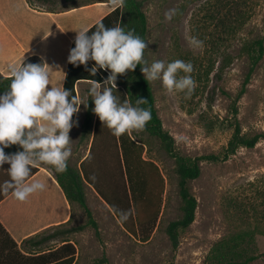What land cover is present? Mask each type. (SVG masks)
Segmentation results:
<instances>
[{
    "label": "rangeland",
    "instance_id": "1",
    "mask_svg": "<svg viewBox=\"0 0 264 264\" xmlns=\"http://www.w3.org/2000/svg\"><path fill=\"white\" fill-rule=\"evenodd\" d=\"M144 10L149 28L147 63L180 59L191 62L194 69L191 75L196 86L190 96L169 93L159 79L150 81L163 126L174 137L176 147L191 156L222 152L233 132L234 108L245 132H264V57L244 87L250 68L247 46L256 38L264 39V0H144ZM168 13L171 19L166 17ZM192 37L203 41L202 47L193 48ZM89 88L90 83L80 88L86 104ZM86 107L81 104L75 116L78 125L70 131L72 155L68 162L75 167L92 143V135L82 136ZM132 135L145 146L142 156L154 161L165 178L163 209L156 228L144 241L127 228L136 229L132 213L124 225L85 184L99 234L92 225L80 233L83 254L78 264H94L104 253L111 264H214L212 249L232 236L251 240L262 253L249 264H264V139L254 147H240L225 160L201 163L200 176L189 183L198 200L196 218L187 228L179 229V245L174 248L167 226L182 214L176 161L158 138L144 130ZM110 152L103 153V161L112 167ZM116 178L124 191L118 169ZM153 178L156 183L157 177ZM77 208L78 222H86L87 214Z\"/></svg>",
    "mask_w": 264,
    "mask_h": 264
},
{
    "label": "trees",
    "instance_id": "2",
    "mask_svg": "<svg viewBox=\"0 0 264 264\" xmlns=\"http://www.w3.org/2000/svg\"><path fill=\"white\" fill-rule=\"evenodd\" d=\"M28 2L38 8H46L50 11H64L87 4L91 0H28ZM99 21H102L107 27L120 25L126 31L134 29L135 34L144 39L146 43L148 42V16L144 10V0H125L123 6H117ZM96 24L89 28V34L95 31ZM74 46L73 42L72 47ZM146 51L147 48L144 50V58ZM247 55L250 68L244 87H246L251 74L264 57V39L256 38L248 44ZM25 63H43V60L33 56ZM94 63V61H89V67ZM141 67V65H137L134 71L118 74L116 83L111 82L108 86L112 87L114 95L119 98L120 102L127 100L135 104L139 97L146 99V102L141 107L150 109L151 120L147 122L144 131L158 138L162 147L176 161L182 214L178 219L169 222L167 226L169 237L174 248H176L180 241L179 229L187 228L196 218L198 200L191 192L189 183L200 176L202 171L201 163L203 161L217 162L225 160L230 155L235 154L240 147H254L261 139H264V132L255 134L245 132L238 120L237 108H234L235 120L231 122L233 132L222 152L199 156L183 154L176 147L174 137L163 126L156 107L152 85L145 79ZM108 75V70L100 69L95 76H92L84 65L75 66L69 63L64 87L71 89L74 95H78L76 89L77 81L84 79L97 80L103 83ZM10 77L0 74V94L7 90L10 84ZM243 93L244 90L238 94V97L240 98ZM87 103L81 130L83 137L87 134L92 135V143L88 155L81 160L78 167L72 166L68 162L67 171L64 173H57L54 167H50L55 178L64 189L67 198L71 202L77 203L87 214L86 222L75 227V229L82 230L86 226L92 225L97 235L99 234L98 221L94 218L93 212L88 205L85 192V184H89L109 203L118 217L122 210H131L135 217L136 229H132L129 225L127 228L129 231L131 230V232L133 231V233L140 235L144 241H148L152 237L162 213L165 178L154 161L145 159L142 156L145 147L143 143L135 140L133 135L130 138L127 133L119 138L114 136L110 129L107 126H103L98 116L92 112L94 101L91 100V96H89ZM75 116L76 114H74V120L76 119ZM18 148V145H12L5 148V151L13 153ZM108 149H111L109 156L112 159L111 161H113L112 167L103 161V153L106 155ZM39 166L33 168L30 177L39 170ZM9 167L8 163L0 167L3 172L2 183L10 177L7 169ZM117 169L124 181V191L120 190L117 183ZM154 176L157 177L156 183L153 181ZM10 191L12 190L10 189L6 194L0 193V200L7 196ZM122 223L127 225V221ZM61 252L59 249L49 253L48 256H38L34 264H71L74 260L73 256L56 260L64 257ZM261 255L262 253L252 246L251 240L247 241L246 239H240V236H232L219 242L212 249L210 257L216 260V262L213 261L214 264H249ZM94 264L111 263L108 255L104 253L94 260Z\"/></svg>",
    "mask_w": 264,
    "mask_h": 264
},
{
    "label": "clouds",
    "instance_id": "3",
    "mask_svg": "<svg viewBox=\"0 0 264 264\" xmlns=\"http://www.w3.org/2000/svg\"><path fill=\"white\" fill-rule=\"evenodd\" d=\"M113 2L123 6L125 0ZM166 17L171 19V13ZM89 30L88 27L78 29L75 46L70 49L67 60L75 66L84 65L92 76L100 69L109 71L103 83L90 82L87 94L94 101L92 112L117 138L125 133L132 138L134 131L144 130L151 120L150 109L141 107L145 98L139 97L132 104L127 100L120 102L114 95L108 85L116 83L118 74L134 71L141 65L145 79L148 82L161 80L169 93L183 92L190 96L194 91L196 82L191 75L194 70L191 62L176 59L165 64L163 60H154L149 65L144 58L148 45L134 29L126 31L120 25L107 27L98 21L95 31L89 34ZM190 44L199 48L203 41L192 37ZM89 61L95 63L89 67ZM9 71L10 84L0 94V167L5 163L10 165L7 169L11 179L0 185V193L6 194L11 189L17 200L25 201L46 187L40 180L27 182L33 168L45 164L53 166L57 173L67 171L72 155L70 130L78 125V119L73 117L79 113L82 103L85 106L88 103L71 89L53 85L45 63L22 61L10 64ZM12 145H18V150L6 153L5 148ZM130 215L131 210H122L120 222L127 221Z\"/></svg>",
    "mask_w": 264,
    "mask_h": 264
},
{
    "label": "crops",
    "instance_id": "4",
    "mask_svg": "<svg viewBox=\"0 0 264 264\" xmlns=\"http://www.w3.org/2000/svg\"><path fill=\"white\" fill-rule=\"evenodd\" d=\"M117 6L113 1L91 0L64 11H50L34 7L28 0H0V74L11 76L10 64L25 63L37 56L51 73V83L64 87L67 57L78 29L91 28ZM90 82L77 81L78 95L81 96L80 88ZM39 167L27 182L42 181L46 185L43 191L31 194L25 201L17 200L10 191L0 200V264H34L38 256H48L59 249L64 257L56 260L73 256L71 264H78L83 254L80 233L89 225L75 229L85 223L78 222V204L67 198L50 167ZM2 175L0 170V185ZM95 193L112 209L96 190Z\"/></svg>",
    "mask_w": 264,
    "mask_h": 264
}]
</instances>
